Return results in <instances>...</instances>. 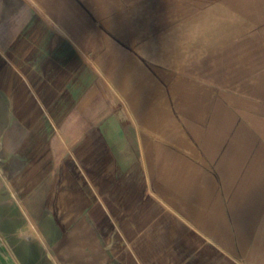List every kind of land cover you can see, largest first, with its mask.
<instances>
[{
    "label": "crops",
    "instance_id": "0c3cea01",
    "mask_svg": "<svg viewBox=\"0 0 264 264\" xmlns=\"http://www.w3.org/2000/svg\"><path fill=\"white\" fill-rule=\"evenodd\" d=\"M0 121L35 264H264V0H0Z\"/></svg>",
    "mask_w": 264,
    "mask_h": 264
},
{
    "label": "rangeland",
    "instance_id": "374dc122",
    "mask_svg": "<svg viewBox=\"0 0 264 264\" xmlns=\"http://www.w3.org/2000/svg\"><path fill=\"white\" fill-rule=\"evenodd\" d=\"M7 128L8 125L6 124V121H0V132H4ZM11 161H12L11 157H6V156L3 157L2 152H0V183H4L0 187V196L4 198H8V192H9V190L6 188L7 186L5 183L6 181L9 180L8 179L9 176H11V174L13 173L10 171V168H8V165H10ZM11 198L14 199L15 194L11 195ZM8 209H9L8 207H3L4 214L9 211ZM3 219H4V215H3ZM5 219H12V218H5ZM4 226L6 227L5 229L6 231L3 229ZM10 228H12V225H10L5 220L4 222L1 220V207H0V249H6L7 255L4 257L5 260H8L10 258L12 264H35L38 259L43 257L42 254L21 253V251L18 248H16V244H15L16 241L12 237V234L10 235ZM44 257H45L44 258L45 264H52L47 254H45ZM0 264H4V261L0 260ZM37 264H41V263H37Z\"/></svg>",
    "mask_w": 264,
    "mask_h": 264
},
{
    "label": "clouds",
    "instance_id": "9594fccd",
    "mask_svg": "<svg viewBox=\"0 0 264 264\" xmlns=\"http://www.w3.org/2000/svg\"><path fill=\"white\" fill-rule=\"evenodd\" d=\"M14 239L17 246L27 245L31 243H36V239L32 234V230L27 226V223H22L17 227L14 233ZM7 255L6 249H0V260L4 261V264H12L10 258L5 260L4 257Z\"/></svg>",
    "mask_w": 264,
    "mask_h": 264
}]
</instances>
